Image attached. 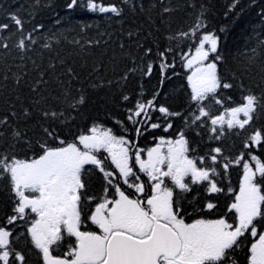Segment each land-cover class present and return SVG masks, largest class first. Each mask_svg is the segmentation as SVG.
<instances>
[{
    "label": "trees",
    "instance_id": "obj_1",
    "mask_svg": "<svg viewBox=\"0 0 264 264\" xmlns=\"http://www.w3.org/2000/svg\"><path fill=\"white\" fill-rule=\"evenodd\" d=\"M100 2L116 5L122 10L121 15L91 12L86 7V0H78L72 7H69L71 0H0V24H9L8 29L0 32V120L8 121L7 125L0 126L4 133L0 136V153L29 159L39 152L38 146L29 149L16 144L15 150L11 147L14 128L26 130L33 141L39 135V117L34 112L33 117L26 121L22 115L25 108L63 110L64 116L60 120L49 123L67 142H76L79 135L89 134L92 127L98 126L132 141L133 151H143L152 148L158 139H175L183 131L190 148L195 149L189 152L190 157L215 155L211 149L220 147L222 155L218 160L221 163L235 161L241 154L244 160L239 165L232 163L227 173L220 164L216 165L220 175L215 179L224 192L209 195L205 184H191V191L187 193L175 189L174 198L177 194L181 197V215L185 221H193L232 214L227 209L242 179V164L250 159L249 153L264 161V143L257 146L250 140L257 130L264 136V108L257 107L253 121L244 129L229 130L225 125V134L218 140L209 130L212 126L207 117L202 118L208 121L203 127L198 126L199 121L189 126L198 109L190 99L191 87L187 80L190 69L185 67L184 57L190 56L196 45L195 37L182 34L190 33L203 5L207 9L206 27L200 31L211 32L219 38L218 53L223 59L216 61L218 73L235 85L232 89L218 91L223 107L213 102V116L225 108L239 105L244 95L264 97V0ZM165 8L170 11L166 12ZM12 15L23 21V33L17 31ZM21 39L27 45L25 50L17 47ZM5 44L7 47L3 46ZM148 49L151 52L146 55ZM160 53L164 54L163 57ZM214 55L209 56L210 61ZM149 63L152 64V73L145 75ZM161 63L174 67L165 69V75L161 71ZM69 68L75 78L67 73ZM40 73L44 74L47 83H41L39 91L34 93L31 87L40 79ZM16 76L23 77L19 86L15 84ZM155 93H159L154 99L156 106H165L181 115L165 117L158 111L147 109L151 120H146L142 114L136 119L144 123L133 125L128 120L130 112L136 110L137 102L153 100ZM81 94L85 96V103L76 108L68 107V103ZM37 100L39 105L35 104ZM13 112L16 116L12 115ZM151 123H159L160 127L153 129ZM169 123L172 127L165 131ZM135 127L141 128V135H136ZM245 142L250 147L246 148ZM206 165L211 166L207 159ZM104 167L115 173L108 159H105ZM134 168L140 180L149 186L148 177L140 173L137 166ZM87 169L90 170L86 178L88 195L99 198L105 186L103 174L94 166ZM190 179L185 178L186 182ZM229 188L233 191L229 192ZM13 200L14 194L7 185V178L0 180V226L6 225V217L13 214ZM209 201L216 205L211 211L205 207ZM94 204L92 201L89 207ZM8 227L14 236L20 237L13 243L25 254L26 264H42L27 237L25 221L17 220ZM21 233L25 235L20 236ZM241 240L243 244L236 250L235 259L240 264H248L250 242L247 237Z\"/></svg>",
    "mask_w": 264,
    "mask_h": 264
},
{
    "label": "snow or ice",
    "instance_id": "obj_2",
    "mask_svg": "<svg viewBox=\"0 0 264 264\" xmlns=\"http://www.w3.org/2000/svg\"><path fill=\"white\" fill-rule=\"evenodd\" d=\"M77 2L71 0L69 7ZM123 2L129 3V0ZM86 7L91 12L112 13L116 16H120L122 11L116 5H104L100 0H86ZM165 11L170 9L165 8ZM206 13L207 9L201 5L190 33L182 34L195 37L196 45L194 53L184 57L185 67L192 70L187 77L191 87L190 99L198 109L189 126L199 121L198 126L203 127L210 121L212 127L209 130L218 140L225 134V125L231 130L244 129L250 124L257 107L264 108V97L244 95L239 105L225 108L224 114L212 115L213 102L223 107V100L217 96L218 91L232 89L235 85L218 73L216 61L223 59L218 53L219 38L211 32L200 31L206 27ZM11 20L17 31L23 33V21L15 15L11 16ZM8 28L9 24H0V32ZM3 46L7 47L6 44ZM17 47L25 50V40L21 39ZM150 52L151 49H148L145 54ZM212 54L215 55L210 61L209 56ZM163 55L160 53L161 57ZM169 67L174 65L161 63L162 73L166 75L164 70ZM67 73L75 78L71 68L67 69ZM151 73L152 64L149 63L145 75ZM22 80V76H16L15 84L19 86ZM41 83H47L43 73H40V79L31 87V91L38 92ZM92 87L96 88L97 85ZM64 95L67 97L68 93ZM158 95L155 93L153 100L146 103L137 102L136 110L130 112L128 120L133 125L142 124L144 121L136 119L142 114L146 120H151L147 109L158 111L165 117L181 115L180 112H171L165 106H156L154 99ZM205 101L208 103L205 104ZM39 103V100L35 101V104ZM84 103L85 96L81 94L78 99L69 102L68 107L76 108ZM34 112L39 117L37 139L33 141L26 130L14 128L11 147L15 150L16 144L29 149L38 146L36 156L21 159L0 153V180L7 178V185L14 194L13 214L6 217V225L0 226V264H26L25 254L17 250L13 243L20 237L14 236L13 230L8 227L17 220L25 221L27 237L42 264H237L235 252L242 246L241 238L246 235L254 240L249 249L248 264H264V161L256 155L249 153L253 164L247 160L242 164L243 177L239 191L227 209L233 213L234 222L218 218L196 219L186 223L181 215V197L177 194L174 198L175 189L187 193L191 191V184H205V191L209 195L224 192V188L219 187L215 179L220 175L216 165L220 164L227 173L232 163L239 165L244 160L243 154L235 161L221 163L218 157L222 155V150L215 147L211 149L215 155L190 157L189 152L195 149L190 148L189 140L181 131L177 139L161 140L160 145L148 150L145 160L141 157L140 149L133 151L132 141L114 135L111 129L101 130L94 126L90 129V135H79L78 144L67 142L49 123L60 120L64 116L63 110L25 108L23 118L26 121L31 119ZM12 115L16 116V113ZM204 117L208 121H204ZM185 123L188 124V121ZM7 124V119L0 120V126ZM150 126L155 129L160 124L151 123ZM171 127L169 123L164 130ZM134 130L137 136L142 134L140 127ZM3 135L0 131V136ZM250 140L253 145L259 146L264 143V136L257 130ZM78 145H82L83 150ZM164 146L166 152L163 151ZM245 147L250 145L245 142ZM101 151L108 154L104 159L110 157L111 163L118 170V177L113 171L107 170L104 161L95 155ZM206 159L210 161V167L206 165ZM86 165L95 166L103 174L105 186L99 198L88 195L86 178L90 170ZM135 166L151 183L147 195L145 183L138 182L140 176L134 171ZM130 177L133 179L130 180ZM186 177H190V181L186 182ZM164 178H168L175 187L166 184ZM120 179L138 195L133 196L122 190L118 182ZM110 189H114L111 198L108 196ZM228 191L233 190L229 188ZM92 201H95L94 207H89ZM205 207L211 211L216 205L209 201ZM87 222L99 231L88 230ZM68 238H74V242ZM65 243L67 250L64 254L54 255Z\"/></svg>",
    "mask_w": 264,
    "mask_h": 264
},
{
    "label": "rangeland",
    "instance_id": "obj_3",
    "mask_svg": "<svg viewBox=\"0 0 264 264\" xmlns=\"http://www.w3.org/2000/svg\"><path fill=\"white\" fill-rule=\"evenodd\" d=\"M193 53H194V51H193ZM192 53V54H193ZM191 72H192V70H191ZM191 72H190V75H191ZM220 114H224V112H222V113H220ZM219 114V115H220ZM227 118V117H226ZM241 119H243V116H241ZM101 130H104V129H101ZM91 133H89L88 135H90ZM161 140H164V141H167V140H169V139H161ZM161 140H159L158 141V143L154 146V147H157L158 145H160V142H161ZM175 140V139H174ZM79 147H81V149L83 150V146L82 145H80ZM154 147H152V148H154ZM150 150V149H149ZM163 151H165L166 152V146H164L163 147ZM100 154H106V155H108L106 152H103V151H101V152H99ZM141 157H142V159H145V160H147V151L144 153V154H142L141 155ZM250 164H251V161L249 162ZM165 179V182H166V180H169L168 178H164ZM170 181V180H169ZM29 195H33V194H29ZM99 231V230H98ZM97 231V232H98ZM55 255V254H54ZM58 256V255H57ZM60 256V255H59Z\"/></svg>",
    "mask_w": 264,
    "mask_h": 264
},
{
    "label": "flooded vegetation",
    "instance_id": "obj_4",
    "mask_svg": "<svg viewBox=\"0 0 264 264\" xmlns=\"http://www.w3.org/2000/svg\"><path fill=\"white\" fill-rule=\"evenodd\" d=\"M118 182H119L120 185L123 184V181L118 180ZM103 188H104V187H103ZM131 191H133V190H129V192H131ZM102 193H103V190H102V192H101V195H102ZM113 193H114V189H110V190H109V193H108L109 198L112 197ZM131 193H132V192H131ZM225 218L228 219L229 222H234L232 217H228V218L225 217ZM191 223H192V222H191ZM245 238H246V237H245ZM247 238H248V242H250V243L254 242V240H253L252 237L249 236V237H247ZM250 246H251V244H250ZM237 264H240V262L237 261Z\"/></svg>",
    "mask_w": 264,
    "mask_h": 264
}]
</instances>
